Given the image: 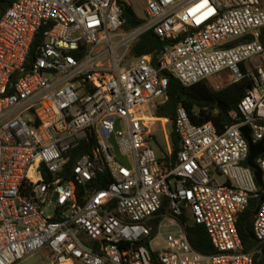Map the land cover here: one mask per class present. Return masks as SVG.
I'll return each instance as SVG.
<instances>
[{
    "label": "built area",
    "instance_id": "built-area-1",
    "mask_svg": "<svg viewBox=\"0 0 264 264\" xmlns=\"http://www.w3.org/2000/svg\"><path fill=\"white\" fill-rule=\"evenodd\" d=\"M124 4L14 0L0 18V264L35 255L43 264H254L237 224L260 198L253 234L264 249V154L255 160L259 187L241 131L264 145L261 0H148L129 31ZM148 32L168 42L156 63L132 54ZM172 77L184 87L209 79L253 87L222 132L193 125L180 107L174 158L169 120L155 114ZM99 180L107 187L96 189ZM183 215L205 227L215 254L194 249Z\"/></svg>",
    "mask_w": 264,
    "mask_h": 264
},
{
    "label": "trees",
    "instance_id": "trees-1",
    "mask_svg": "<svg viewBox=\"0 0 264 264\" xmlns=\"http://www.w3.org/2000/svg\"><path fill=\"white\" fill-rule=\"evenodd\" d=\"M14 0H0V18L11 7ZM264 0H261L262 7ZM122 17L125 20L124 30H132L143 23L130 5L122 6ZM262 43L264 44V29L262 31ZM43 42L41 34L37 35L32 46V52L28 60V64L32 63L35 57L36 48ZM168 42H163L153 32H148L143 35L132 49V54L136 57L144 55H152L153 61L156 63L162 55ZM214 79L199 82L191 87H184L177 79L170 78L168 86V101L165 105L159 107L155 114L160 119L169 120L170 140L172 144V153L174 158L177 156L181 144L175 130V123L180 107H184L188 113L191 123L197 127L203 126L206 123L212 122L216 128L222 132L225 126L231 121L228 115H223L219 109V105L223 104L232 111L237 108L238 104L244 99L247 92L252 89L253 84L250 79H245L239 83L225 86L217 89L212 83ZM75 154V153H74ZM75 165L73 158L67 170H70ZM107 185V181H106ZM96 189H104V183L99 180ZM264 200V196H262ZM260 198L252 199L249 202L248 208L241 214L237 228L241 241L244 245V253L253 254L254 264H264V249H261L253 234V221L246 226V220L257 211L260 206ZM168 203H165L167 207ZM165 207L161 213L165 212ZM180 222L184 227L187 237L195 250L204 254H215L209 236L204 226L195 224L191 218L183 215L180 217Z\"/></svg>",
    "mask_w": 264,
    "mask_h": 264
},
{
    "label": "water",
    "instance_id": "water-1",
    "mask_svg": "<svg viewBox=\"0 0 264 264\" xmlns=\"http://www.w3.org/2000/svg\"><path fill=\"white\" fill-rule=\"evenodd\" d=\"M219 109L222 112L223 115H227L229 108L223 104L219 105ZM120 130V124L119 122H117V126H116V131ZM245 139L248 141L249 143V147H250V155L248 158V167L251 168L254 172V177L255 180L257 182V185L259 187H262V177H261V171L258 168V166L256 165L255 160L258 158V156L264 154V145L262 142L258 143V144H254L253 139L250 135V129L248 127H244L241 129ZM112 144H114L116 146V140L115 137L113 136L111 139ZM116 152H117V159L119 162L124 163L126 165H128V160L125 157H122L120 151L116 148ZM255 217V213H253L247 220H246V226L248 227L250 225V223L253 221ZM262 257H264V254L262 255Z\"/></svg>",
    "mask_w": 264,
    "mask_h": 264
},
{
    "label": "rangeland",
    "instance_id": "rangeland-1",
    "mask_svg": "<svg viewBox=\"0 0 264 264\" xmlns=\"http://www.w3.org/2000/svg\"><path fill=\"white\" fill-rule=\"evenodd\" d=\"M148 0H129L130 6L133 8V10L135 11V13L139 16L142 17V11L144 8L145 3ZM264 6V3H263ZM264 8V7H263ZM212 85H214L215 87H217L218 85H220L221 87H224L227 85V82H222L218 79L214 80V82L212 83ZM152 130L155 134V136L157 137L159 143L162 145V147L165 150H168V142L169 139L166 137V133L163 131V125L160 123H154L152 125ZM166 130L168 132V134H170L169 132V123L166 126ZM159 155V153H158ZM43 213L45 214V216L47 217H52L53 216V209L52 208H47L43 211ZM22 264H43V260L41 259V257L39 255H35L34 257H32L31 259L24 261Z\"/></svg>",
    "mask_w": 264,
    "mask_h": 264
}]
</instances>
